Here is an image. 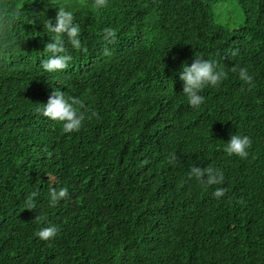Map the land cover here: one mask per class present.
Instances as JSON below:
<instances>
[{
  "label": "trees",
  "instance_id": "1",
  "mask_svg": "<svg viewBox=\"0 0 264 264\" xmlns=\"http://www.w3.org/2000/svg\"><path fill=\"white\" fill-rule=\"evenodd\" d=\"M224 1L0 0L21 13L0 50V264H264V0H237L245 20L235 28L217 21ZM61 7L88 51L65 37L73 59L48 73L46 22ZM197 57L227 79L193 108L179 77ZM56 90L84 101L78 132L37 111ZM235 134L252 140L247 159L225 151ZM193 165L219 168L223 184L189 179ZM62 187L68 198L51 206ZM217 187L227 189L220 199ZM50 225L55 238L35 235Z\"/></svg>",
  "mask_w": 264,
  "mask_h": 264
},
{
  "label": "clouds",
  "instance_id": "2",
  "mask_svg": "<svg viewBox=\"0 0 264 264\" xmlns=\"http://www.w3.org/2000/svg\"><path fill=\"white\" fill-rule=\"evenodd\" d=\"M108 0H94V8L101 9L107 6ZM20 11L17 9L0 10V50H6L8 47L6 34L11 22H15L20 18ZM76 18L72 11L65 10L61 7L56 16L55 24L51 19H47L46 27L54 36L45 45L44 52L48 54L46 59L40 61V67L48 73L64 71L68 68L73 57L69 54L67 44L77 51L87 53V47H82L81 28L75 22ZM117 33L112 28L103 29V40L105 42L104 55H111L108 45L116 43ZM239 52L236 49L231 52L235 56ZM232 72H238L239 79L251 87H255L252 83L253 76L249 74L247 68L233 67ZM180 80L183 81V94L187 97L188 103L193 108H199L204 103V96L200 93L206 87H218L225 79L227 72L220 67L216 61L207 60L203 57L194 58L191 66L184 64L180 74ZM37 111L52 121L59 122L65 133L78 132L86 119L84 101L77 97H66L61 90L52 91L46 104H38ZM95 115V113H93ZM252 146V140L248 136L232 135L230 141L226 144L225 151L229 156L235 155L241 159H247ZM178 160L175 154L170 155L168 163L174 164ZM188 178H195L201 185L210 187L213 185H222L224 182V173L219 168L211 166L201 168L196 165L191 166ZM227 189L217 187L213 192L216 199L225 196ZM38 192H32L26 201V208L31 210L35 208L33 197ZM50 205L56 206L61 200L68 198V188L62 187L59 190L53 188L50 193ZM44 217L36 216L37 222H43ZM59 229L55 225L41 228L35 235L43 240L48 241L56 237Z\"/></svg>",
  "mask_w": 264,
  "mask_h": 264
},
{
  "label": "rangeland",
  "instance_id": "3",
  "mask_svg": "<svg viewBox=\"0 0 264 264\" xmlns=\"http://www.w3.org/2000/svg\"><path fill=\"white\" fill-rule=\"evenodd\" d=\"M214 12L217 21L227 23L231 28H235L245 20L237 0H225L214 7Z\"/></svg>",
  "mask_w": 264,
  "mask_h": 264
}]
</instances>
